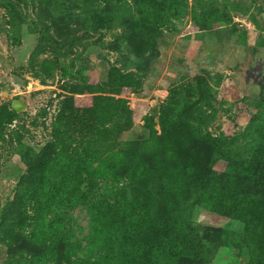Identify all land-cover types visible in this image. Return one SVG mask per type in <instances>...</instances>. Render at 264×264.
<instances>
[{"label": "rangeland", "instance_id": "374dc122", "mask_svg": "<svg viewBox=\"0 0 264 264\" xmlns=\"http://www.w3.org/2000/svg\"><path fill=\"white\" fill-rule=\"evenodd\" d=\"M143 1L0 0V110L14 111L16 100L26 104L0 137V264H33L41 255L30 205L39 182L37 163L74 87L87 79L106 81L112 68L141 79L131 105H144L142 115L155 120L159 134L161 109L176 89L177 99L191 101L184 109L188 119L179 125L188 137L168 140L167 154L199 149L206 168L217 158L213 171L219 175L239 162L242 191L258 195L259 176L246 170H264V0H150L161 15L140 32L142 9L150 16ZM142 34L152 44L141 48ZM46 60L59 65L51 75L42 70ZM144 124L138 122L123 139H148ZM212 138L224 142L226 156L207 143ZM196 185L177 192L173 210L185 230L201 239L203 252L174 264H249L244 224L202 208ZM119 188L118 200L102 211L90 205L68 210L59 246L69 250L70 264H101L108 257L120 264L125 220L135 221L132 213L146 196L157 203L154 215L167 204L155 178Z\"/></svg>", "mask_w": 264, "mask_h": 264}, {"label": "trees", "instance_id": "16d2710c", "mask_svg": "<svg viewBox=\"0 0 264 264\" xmlns=\"http://www.w3.org/2000/svg\"><path fill=\"white\" fill-rule=\"evenodd\" d=\"M143 2L148 5L150 16L142 9L140 32L153 26L161 15L157 3ZM138 42L143 48L145 42L152 44L153 40L142 34ZM58 68L57 61L42 63L47 75ZM141 89V79L134 73L124 74L112 68L106 81L83 80L64 101L53 124L52 141L37 163L39 182L30 196L33 239L42 249L33 264L71 263L67 247L59 246L63 244L61 236L66 234L68 210L90 205L102 211L112 200H118L123 183L133 185L139 180L146 183L153 178L158 181L167 204L156 215L157 203L149 196L142 204L135 205L131 215L135 221L125 220L127 225L120 235L125 244L120 264H174L180 258L200 256L201 239L185 230L179 221L180 214L173 210L180 198L177 192L192 183L197 184V202L202 208L244 224L249 264H264V170L253 166L246 170L252 176H259V192L254 196L244 193L238 183L242 172L239 162L236 166L230 164L219 175L213 171L217 158L206 168L204 152L196 147L187 156L181 151L170 156L168 140L188 137L187 129L179 125L188 119L187 115L184 119V109L187 110L191 101L177 99L176 89V94L161 109L159 134L155 120L142 115L144 105L138 103L136 108L131 105V95ZM193 89L187 88L189 93ZM188 113L192 116V111ZM242 113L243 109L238 107L237 116ZM16 115V111L6 107L0 110V137ZM141 120L145 122L143 128L148 139L125 141V134ZM207 143L217 155L226 156L221 139H207ZM99 182L105 185L102 187ZM107 260L101 264H117L113 257Z\"/></svg>", "mask_w": 264, "mask_h": 264}, {"label": "water", "instance_id": "95a60500", "mask_svg": "<svg viewBox=\"0 0 264 264\" xmlns=\"http://www.w3.org/2000/svg\"><path fill=\"white\" fill-rule=\"evenodd\" d=\"M12 107L17 113H21L26 110V104L20 100L14 101Z\"/></svg>", "mask_w": 264, "mask_h": 264}]
</instances>
